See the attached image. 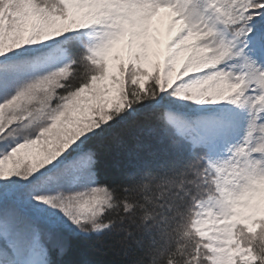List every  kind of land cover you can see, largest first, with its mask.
<instances>
[{"label": "snow or ice", "instance_id": "6c2138e0", "mask_svg": "<svg viewBox=\"0 0 264 264\" xmlns=\"http://www.w3.org/2000/svg\"><path fill=\"white\" fill-rule=\"evenodd\" d=\"M0 264H264V0H0Z\"/></svg>", "mask_w": 264, "mask_h": 264}]
</instances>
